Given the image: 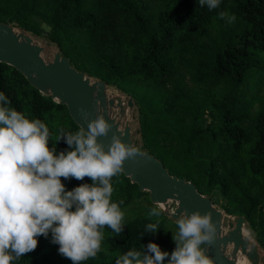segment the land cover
<instances>
[{
    "label": "trees",
    "instance_id": "obj_1",
    "mask_svg": "<svg viewBox=\"0 0 264 264\" xmlns=\"http://www.w3.org/2000/svg\"><path fill=\"white\" fill-rule=\"evenodd\" d=\"M0 22L45 36L77 70L126 93L144 150L215 206V198L221 201L227 216L244 217L264 250V0H220L213 9L201 0H0ZM0 93L7 101L0 107L47 127L55 157L76 150L67 139L82 130L66 106L5 63ZM61 183L65 193L102 187L88 177ZM109 183L110 203L123 214L120 230L98 226L99 249L78 264H124L125 257L156 264L149 244L167 253L160 264H170L183 245L150 218L149 193L121 172ZM35 239L26 254L6 250L10 264H73L59 253L51 229Z\"/></svg>",
    "mask_w": 264,
    "mask_h": 264
},
{
    "label": "clouds",
    "instance_id": "obj_2",
    "mask_svg": "<svg viewBox=\"0 0 264 264\" xmlns=\"http://www.w3.org/2000/svg\"><path fill=\"white\" fill-rule=\"evenodd\" d=\"M209 9L219 6L220 0H201ZM226 15L222 13L221 17ZM231 21L236 19L232 16ZM0 101H6L0 93ZM107 124L98 119L89 125L87 137L81 132L69 136L76 150L55 157L47 147L48 129L40 121H29L15 110L0 107V264H10L11 249L17 257L35 250L40 235L51 229L59 253L73 264L94 256L99 249L101 234L98 226L107 225L119 232L123 214L118 205L110 203L112 186L109 178L120 171L122 161L135 149H126L114 140L107 154L96 143V137L107 131ZM99 180L102 187L81 185L65 193L61 178ZM73 202L75 211H70ZM152 214H156L153 212ZM56 225L53 227V225ZM155 230V225L149 226ZM182 247L171 254L170 264H211L199 245L210 241L201 230H211L207 216L193 214L178 221ZM156 264L165 258L155 244L148 245ZM138 253H128L135 259ZM124 264H131L128 257ZM137 264L140 261L137 260ZM145 264H154L145 257Z\"/></svg>",
    "mask_w": 264,
    "mask_h": 264
},
{
    "label": "water",
    "instance_id": "obj_3",
    "mask_svg": "<svg viewBox=\"0 0 264 264\" xmlns=\"http://www.w3.org/2000/svg\"><path fill=\"white\" fill-rule=\"evenodd\" d=\"M43 52L44 48L32 34L0 22V63L13 67L40 93L65 105L86 137L89 125L102 119L108 127L105 134L96 137V143L105 154L114 140L126 149H135L122 161L119 172L138 185L139 191L148 192L151 203L158 205L165 216L172 219L181 216L188 219L193 214L208 217L211 230L202 229L201 234L209 235L211 239L202 242L201 253L211 264H237L235 259L239 253L251 264H259L264 250L256 240L249 242L243 237L247 226L244 217L227 216L213 204L210 196L199 193L192 182L171 176L162 162L148 154L143 146L135 147L131 128L128 124L122 128L118 119L125 106L131 111L136 109L131 98L109 97L106 83L77 70L58 49L50 62L44 60ZM114 109H118L116 116L112 114ZM136 132L140 134V130ZM170 201L177 204L171 213L168 210ZM225 217L233 222H228V230L224 232Z\"/></svg>",
    "mask_w": 264,
    "mask_h": 264
},
{
    "label": "rangeland",
    "instance_id": "obj_4",
    "mask_svg": "<svg viewBox=\"0 0 264 264\" xmlns=\"http://www.w3.org/2000/svg\"><path fill=\"white\" fill-rule=\"evenodd\" d=\"M40 25H41L42 30L44 32H48L49 31V27H47L44 24H40ZM33 38L38 43H40L41 45H44V46L48 45L49 48L46 49L47 52L46 51L43 52V57H44V60L46 62L52 61L53 55L55 53V52L53 53V50L57 51V49H58L57 46L55 44L50 43L46 39L45 36H35V35H33ZM112 95L121 96L124 100L128 99L126 93L122 92L121 90H119V89H117L115 87L109 86L108 87V96L111 97ZM117 113H118V109L112 110L113 116H116ZM118 119H119L120 126L122 128L125 126V124L129 125V127L131 128L132 133H133L132 141L134 142V145H135L136 148H140L142 146V144H141V136H140V134H138L136 132L137 130H139V123H138V119H137V111H136V109L131 111L127 106H125L123 115L119 116ZM145 196H147V194H145ZM214 201H215L216 206L219 209H221L222 202L218 201L217 198H215ZM168 205H169L168 210H169L170 213L173 212L176 209V207H177V204L174 201L168 202ZM161 211H162V209L158 205H155L154 212L156 214H151L150 218L154 222H161L162 224H164V227L167 228V230L172 235L174 234L180 240V230H179V227H178V221L183 216H181L178 219H172L170 217L169 218L166 217L163 213H160ZM229 221L233 222V219L228 218V217L224 218V222H223V230H224V232L228 230V222ZM244 231L248 232L249 237L252 239V241L256 240L254 234L247 228V226L244 227ZM199 249H200V251H202V245L201 244L199 245ZM245 259H246V261L248 260L247 258H245ZM247 264H251L250 261H247ZM259 264H264V251L261 252V257H260Z\"/></svg>",
    "mask_w": 264,
    "mask_h": 264
},
{
    "label": "bare ground",
    "instance_id": "obj_5",
    "mask_svg": "<svg viewBox=\"0 0 264 264\" xmlns=\"http://www.w3.org/2000/svg\"><path fill=\"white\" fill-rule=\"evenodd\" d=\"M37 42V41H36ZM38 43V42H37ZM41 47H43L44 48V52L46 51V49L47 48H49L48 47V45H41L40 43H38ZM52 49V48H51ZM47 52V51H46ZM55 52V50H53V53ZM243 237L246 239V240H248L249 242L250 241H252V239L249 237V234H248V232H246V231H244L243 232ZM252 242H254V241H252ZM236 262H237V264H247V261H246V259H245V257H242L241 255H240V253L237 255V257H236Z\"/></svg>",
    "mask_w": 264,
    "mask_h": 264
}]
</instances>
